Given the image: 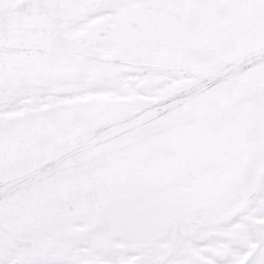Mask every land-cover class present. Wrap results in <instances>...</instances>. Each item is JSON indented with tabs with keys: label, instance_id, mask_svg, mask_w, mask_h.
Segmentation results:
<instances>
[{
	"label": "snow or ice",
	"instance_id": "1",
	"mask_svg": "<svg viewBox=\"0 0 264 264\" xmlns=\"http://www.w3.org/2000/svg\"><path fill=\"white\" fill-rule=\"evenodd\" d=\"M0 264H264V0H0Z\"/></svg>",
	"mask_w": 264,
	"mask_h": 264
}]
</instances>
